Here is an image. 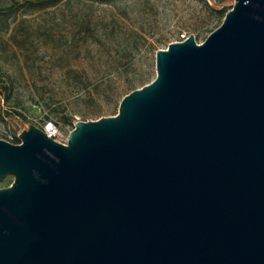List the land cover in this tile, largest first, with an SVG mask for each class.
I'll list each match as a JSON object with an SVG mask.
<instances>
[{
  "label": "water",
  "instance_id": "95a60500",
  "mask_svg": "<svg viewBox=\"0 0 264 264\" xmlns=\"http://www.w3.org/2000/svg\"><path fill=\"white\" fill-rule=\"evenodd\" d=\"M19 138H0V264H264V0L160 48L67 143Z\"/></svg>",
  "mask_w": 264,
  "mask_h": 264
},
{
  "label": "rangeland",
  "instance_id": "374dc122",
  "mask_svg": "<svg viewBox=\"0 0 264 264\" xmlns=\"http://www.w3.org/2000/svg\"><path fill=\"white\" fill-rule=\"evenodd\" d=\"M234 4L0 0V138L48 118L68 138L78 120L117 114L125 95L156 78L160 48L182 32L204 41Z\"/></svg>",
  "mask_w": 264,
  "mask_h": 264
},
{
  "label": "built area",
  "instance_id": "2783aa9c",
  "mask_svg": "<svg viewBox=\"0 0 264 264\" xmlns=\"http://www.w3.org/2000/svg\"><path fill=\"white\" fill-rule=\"evenodd\" d=\"M191 33L182 32L180 36L175 40L183 41L190 36ZM41 127L52 137L61 142H68V138L62 135L60 124L53 118L45 119ZM10 141H14L12 138Z\"/></svg>",
  "mask_w": 264,
  "mask_h": 264
},
{
  "label": "trees",
  "instance_id": "16d2710c",
  "mask_svg": "<svg viewBox=\"0 0 264 264\" xmlns=\"http://www.w3.org/2000/svg\"><path fill=\"white\" fill-rule=\"evenodd\" d=\"M224 20V19H223ZM223 22V21H222ZM17 114H19V115H22V113L21 112H18ZM21 140H20V138L19 137H16L15 138V140H14V142H20Z\"/></svg>",
  "mask_w": 264,
  "mask_h": 264
}]
</instances>
